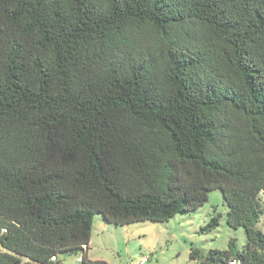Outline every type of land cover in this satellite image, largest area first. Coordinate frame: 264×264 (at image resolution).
Segmentation results:
<instances>
[{"label": "trees", "instance_id": "trees-1", "mask_svg": "<svg viewBox=\"0 0 264 264\" xmlns=\"http://www.w3.org/2000/svg\"><path fill=\"white\" fill-rule=\"evenodd\" d=\"M214 190L247 242L191 259L264 264V0H0V264Z\"/></svg>", "mask_w": 264, "mask_h": 264}, {"label": "rangeland", "instance_id": "rangeland-1", "mask_svg": "<svg viewBox=\"0 0 264 264\" xmlns=\"http://www.w3.org/2000/svg\"><path fill=\"white\" fill-rule=\"evenodd\" d=\"M264 205V198H263ZM228 208L220 190L209 193L208 201L197 211L178 214L165 223L151 221L126 226L106 224L101 216L95 218L87 256L91 262L107 264H196L190 257L191 249L207 253L211 249L226 250L235 240L237 249L247 242L244 228L233 229L227 224ZM219 225L209 227L212 219ZM264 231V217L258 224ZM83 252L58 255L59 264H84Z\"/></svg>", "mask_w": 264, "mask_h": 264}, {"label": "built area", "instance_id": "built-area-1", "mask_svg": "<svg viewBox=\"0 0 264 264\" xmlns=\"http://www.w3.org/2000/svg\"><path fill=\"white\" fill-rule=\"evenodd\" d=\"M264 198V194H262V199ZM4 232H6V230L4 231ZM85 249H87V247H85ZM149 257H144L142 260H141V262H140V264H145L146 262H148L149 261ZM52 261H57V259L55 258V257H53L52 258ZM231 264H238L236 261H233Z\"/></svg>", "mask_w": 264, "mask_h": 264}, {"label": "crops", "instance_id": "crops-1", "mask_svg": "<svg viewBox=\"0 0 264 264\" xmlns=\"http://www.w3.org/2000/svg\"><path fill=\"white\" fill-rule=\"evenodd\" d=\"M89 249H90V246H89ZM89 249H88V252H89Z\"/></svg>", "mask_w": 264, "mask_h": 264}]
</instances>
